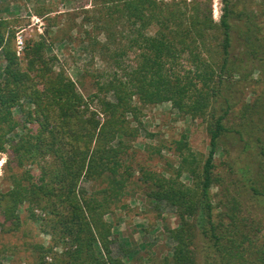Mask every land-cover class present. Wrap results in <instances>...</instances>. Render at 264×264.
I'll use <instances>...</instances> for the list:
<instances>
[{
  "label": "trees",
  "instance_id": "1",
  "mask_svg": "<svg viewBox=\"0 0 264 264\" xmlns=\"http://www.w3.org/2000/svg\"><path fill=\"white\" fill-rule=\"evenodd\" d=\"M87 1L94 6L85 11L88 23L104 36L95 41L112 68L87 95L64 67L57 69V54L49 56L58 41L53 29L62 24L54 10L35 6L49 28L27 42L24 62L16 28L0 18V55L7 61L0 154L7 157L8 183L0 188V236L30 220L52 239L49 247L33 243L34 264H127L134 257L130 239L115 252L111 225L102 218L123 194L118 176L138 134L137 102H168L204 120L210 150L194 179L198 188L142 170L147 195L167 201L179 217L168 229L174 246L166 263L264 264V0H222L219 22L211 0ZM250 86L254 96L246 100ZM230 140L240 145L236 155ZM176 144L179 175L195 176L193 153L183 140ZM220 149L228 155L227 174L216 172ZM84 180L98 187L108 181L109 189L90 191ZM214 185L219 193H212ZM5 254L0 264H10Z\"/></svg>",
  "mask_w": 264,
  "mask_h": 264
},
{
  "label": "rangeland",
  "instance_id": "2",
  "mask_svg": "<svg viewBox=\"0 0 264 264\" xmlns=\"http://www.w3.org/2000/svg\"><path fill=\"white\" fill-rule=\"evenodd\" d=\"M188 1L193 2L194 0ZM42 2L54 10L51 16L58 17L62 23L58 29L51 28L54 31L58 30L56 33L58 41L54 42L52 49H49V56L57 54V69L64 67L76 82L78 90L84 95L95 92V81L99 80L98 76L101 74L108 76L112 68L110 62H106L100 54L95 41L103 42L104 36L100 29H93L87 20L89 13H85L86 9L94 8L90 1L0 0V18L8 20L17 30L15 48L20 60L24 62V49L27 42L40 40L49 28L46 20L34 14L35 6ZM211 6L213 18L219 22L223 13V1L211 0ZM86 32L90 33V37ZM91 37L95 38L94 41L90 40ZM19 40L23 41L22 48L18 47ZM6 64L7 61L0 55V79L3 77ZM257 76L258 73L255 74V78H258ZM253 96L252 87L246 88L243 97L250 100ZM137 104L141 107V111L138 113V121L132 126L138 128V134L129 140L130 157L125 158L123 167L126 172L123 176H118V178H123L121 180L125 183L123 194L115 199L110 206L111 211L102 220L111 225V231L116 239L113 244L115 252H119L118 247L122 245L125 237L130 239V248L134 251V257L128 260L127 264H168L166 258L171 257L174 246L168 229L171 230L178 226L179 217L176 208L167 201L159 202L147 195L148 190L141 181L142 170L144 168L150 175L198 188V183L195 181L196 175L209 154L210 138L202 118L180 114L171 103L143 107L139 102ZM19 116L21 117L17 112V117ZM130 118L132 119V116ZM180 140L186 142L194 155L195 176H192L190 172L179 175V164L182 158L179 156L181 151L176 141ZM230 142L232 152L240 148V145H233L232 140ZM187 152L185 149L184 155ZM233 155H236V152ZM227 156L222 153L221 149L215 155L216 172L229 173L224 165ZM243 156L248 158L246 154ZM6 160V155L0 154V188L8 185L5 173ZM120 172L122 173V167ZM234 178L235 176H232L228 182H232ZM107 185L108 181H105L103 187L95 186V183L89 180L81 183V186L97 192L109 189ZM220 191V186H213V194ZM259 234L260 239L261 236L264 238V225ZM51 240L50 235L40 232L38 225L26 220L19 232L0 236V258L5 252L10 264H34L33 251L37 249L33 243L37 242L49 247Z\"/></svg>",
  "mask_w": 264,
  "mask_h": 264
},
{
  "label": "built area",
  "instance_id": "3",
  "mask_svg": "<svg viewBox=\"0 0 264 264\" xmlns=\"http://www.w3.org/2000/svg\"><path fill=\"white\" fill-rule=\"evenodd\" d=\"M18 43H19V46H18V47H21L22 44H23V41H22V40H19ZM21 48H22V47H21Z\"/></svg>",
  "mask_w": 264,
  "mask_h": 264
}]
</instances>
